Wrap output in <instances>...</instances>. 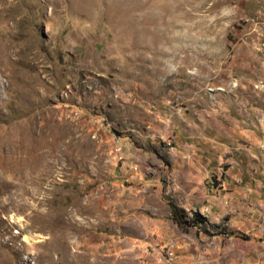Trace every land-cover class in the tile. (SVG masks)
Masks as SVG:
<instances>
[{"label":"rangeland","instance_id":"obj_1","mask_svg":"<svg viewBox=\"0 0 264 264\" xmlns=\"http://www.w3.org/2000/svg\"><path fill=\"white\" fill-rule=\"evenodd\" d=\"M261 205L264 0H0V264L263 244Z\"/></svg>","mask_w":264,"mask_h":264},{"label":"crops","instance_id":"obj_2","mask_svg":"<svg viewBox=\"0 0 264 264\" xmlns=\"http://www.w3.org/2000/svg\"><path fill=\"white\" fill-rule=\"evenodd\" d=\"M251 198L257 199L255 196ZM261 206L264 208L263 205ZM202 214L208 219L215 217L209 211ZM222 241V238L211 240L204 236H194L190 239L177 238L174 240L176 248L172 249L173 258L165 264H264V242L258 244L252 239H231L226 242L236 243L237 248L229 246L220 248ZM166 247L171 249V246L166 245ZM160 261L161 259L155 258L153 264H163Z\"/></svg>","mask_w":264,"mask_h":264},{"label":"trees","instance_id":"obj_3","mask_svg":"<svg viewBox=\"0 0 264 264\" xmlns=\"http://www.w3.org/2000/svg\"><path fill=\"white\" fill-rule=\"evenodd\" d=\"M170 211H171L172 218L179 226H184L185 224L189 223L187 218L184 215L179 213V210L175 205L170 204Z\"/></svg>","mask_w":264,"mask_h":264}]
</instances>
